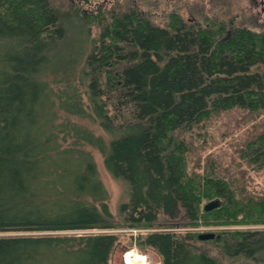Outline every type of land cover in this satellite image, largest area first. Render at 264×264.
Listing matches in <instances>:
<instances>
[{"label":"trees","instance_id":"16d2710c","mask_svg":"<svg viewBox=\"0 0 264 264\" xmlns=\"http://www.w3.org/2000/svg\"><path fill=\"white\" fill-rule=\"evenodd\" d=\"M88 3L0 0V264H112L120 228L162 264H264V28ZM92 149L126 185L117 215Z\"/></svg>","mask_w":264,"mask_h":264},{"label":"rangeland","instance_id":"374dc122","mask_svg":"<svg viewBox=\"0 0 264 264\" xmlns=\"http://www.w3.org/2000/svg\"><path fill=\"white\" fill-rule=\"evenodd\" d=\"M58 7L62 9H69L74 6L76 0H52ZM88 8H98L100 6H105L107 9H118L126 10L131 7L137 8L140 12L147 14L155 23L164 24L166 23L167 14L171 11L178 12L185 21H197L202 20V18L217 17L222 20L231 33L235 26H248L255 30H260L264 28V0H89ZM76 25V23L74 22ZM98 26H92L91 33L92 36H97L99 32ZM70 39L66 46L67 49L77 50L84 46L81 41L82 37L74 26L70 31ZM227 113L223 116L222 120L219 121L216 128L217 138L222 133L225 138L215 142L213 146L209 147L210 159L217 160L221 164H231L232 152L236 147V142L240 141L241 136L238 132L234 131L231 133V128L235 127L234 123L237 120L238 115ZM73 120H77L84 123L94 129L97 134H104L97 125L93 124L87 119L80 120L76 117H72ZM238 130V129H237ZM239 131V130H238ZM95 161L97 163L99 175L109 192V205L111 211L117 215L118 206L121 202L128 201L127 188L125 183L116 180L106 169L102 154L96 150L92 149ZM226 162V163H225ZM254 177L255 189L257 191L264 190V175L261 171L251 172ZM207 203V202H206ZM218 227H205L199 226L196 230L201 232H209L218 230ZM120 232L119 236V247L115 250L112 257V264H125L124 254L128 250L125 244H128L129 236L127 229H117ZM145 231L144 229H142ZM135 229L133 232L136 234L139 231ZM6 234V233H0ZM208 240V239H207ZM136 247L138 252L145 253L148 256L149 264H162L160 257L156 251L152 248L149 249H139ZM132 248V247H131Z\"/></svg>","mask_w":264,"mask_h":264},{"label":"built area","instance_id":"2783aa9c","mask_svg":"<svg viewBox=\"0 0 264 264\" xmlns=\"http://www.w3.org/2000/svg\"><path fill=\"white\" fill-rule=\"evenodd\" d=\"M125 264H149L148 256L138 252L136 247L128 249L124 254Z\"/></svg>","mask_w":264,"mask_h":264},{"label":"water","instance_id":"95a60500","mask_svg":"<svg viewBox=\"0 0 264 264\" xmlns=\"http://www.w3.org/2000/svg\"><path fill=\"white\" fill-rule=\"evenodd\" d=\"M221 204V201L220 199H213L209 202H207L205 205H204V209L205 210H212V209H215L217 207H219ZM217 234L213 231H209V232H201L199 233L198 235V238L200 240H207V239H212L216 236Z\"/></svg>","mask_w":264,"mask_h":264}]
</instances>
